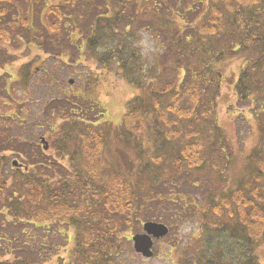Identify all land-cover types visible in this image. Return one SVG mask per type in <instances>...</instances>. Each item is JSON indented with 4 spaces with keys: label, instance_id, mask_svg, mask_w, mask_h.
<instances>
[{
    "label": "trees",
    "instance_id": "16d2710c",
    "mask_svg": "<svg viewBox=\"0 0 264 264\" xmlns=\"http://www.w3.org/2000/svg\"><path fill=\"white\" fill-rule=\"evenodd\" d=\"M144 38L153 46L149 56L142 51ZM72 46L78 59L113 70L139 91L113 130V138L139 164L109 165L104 152L111 129L98 122L100 115L67 99L51 106L59 97L44 93L42 105L48 104V111L43 122L34 123L48 133L47 150L7 131H23L21 105L28 103L39 74L46 94L64 90L57 87L58 69L50 65L67 61ZM21 48H35L45 58L38 72L28 63L19 67L15 80L0 77L1 109L19 113L0 110V264L46 263L59 251L51 239L58 238L60 248L67 246L69 231L66 264H127L121 256L133 252L130 232L155 218L145 211L147 187L161 192L156 184H163L152 167L166 156L142 163V146L150 142L137 137L145 131L156 133L152 147L169 148L167 157L176 171L183 165L205 171L208 165L221 183L229 166L217 164L212 154L224 152L216 107L220 67L226 62L240 64L233 84L236 109L249 110L258 145L234 187L208 193L206 202L187 196L157 202L164 203L165 211L175 207L180 216L189 213L194 219L184 247L169 248L168 254L178 249L176 264H260L264 0H0V68L14 61ZM19 89L21 97L16 96ZM7 119L11 123L5 125ZM9 155L23 165L6 167ZM192 184L197 188L198 183Z\"/></svg>",
    "mask_w": 264,
    "mask_h": 264
},
{
    "label": "rangeland",
    "instance_id": "374dc122",
    "mask_svg": "<svg viewBox=\"0 0 264 264\" xmlns=\"http://www.w3.org/2000/svg\"><path fill=\"white\" fill-rule=\"evenodd\" d=\"M57 1L58 0H53V3ZM70 49L71 51L68 52L70 58L67 61L63 63L56 62L50 65L54 69H58L59 84L57 87L63 88L64 90L59 92L57 88H53V93L50 92L46 94L48 90L45 92V88L41 87L39 74V81L36 80L31 84V92L27 95V99L29 100L28 103L21 105V112L24 115V121L22 122L23 128H21L23 131L17 128H7V131L14 134L13 136L20 135L22 138L25 137L26 140L37 144L40 149L46 151L47 149L43 148L40 139L42 138L46 141L48 133L42 128L39 129L34 122L36 120H41V122H43L45 118L43 113L48 111V104L44 102L45 105H42V100L44 99L43 95L55 97L56 99L59 97L51 106L57 107L62 104L63 100L67 99L68 102H73L80 108H85L88 111L91 110L94 116L100 115L98 122H105L108 124L109 129H111V136L107 139L104 157L109 165L112 166V164L118 163L123 168L122 164L126 161L139 164L138 161L140 159H137L130 149L124 150L123 147L117 143L115 137L113 138V130L120 124L128 102L138 95L139 91L120 79L119 75L113 70L100 68L93 62L87 61L85 58L78 59L75 46H72V48L70 47ZM142 51L147 56L153 51V46H151L150 41L146 38L142 40ZM44 58L45 57L40 55L35 48H30V50L21 48L19 52L13 55L14 61H8L7 64L0 68V77L9 75L15 80L19 67L28 63H31L33 65L32 67L38 72L39 68L43 66L41 59ZM239 68L240 64L238 62L222 63L220 67L223 72V77L219 92L220 95L217 100L216 121L224 136V152L218 153V151H215L212 154V159H214L217 164H227L229 166V170L225 173L221 183L217 175L208 165H206V167L209 169L206 168L205 171H192L187 169L185 165H183L181 171H176L172 159L167 157L166 151L169 152V148L157 150L152 147V136L156 137V133H152L151 136L145 131L143 135L137 137L138 141L143 140L144 142H150V144L146 146L147 148L144 145L142 146V163L147 162L153 164L151 158L158 155H164L166 157L159 162L160 164L152 167L157 174L158 180L160 179L163 183L161 185L159 183L156 184L162 191L158 192L152 190L148 186L147 189H149V192L144 196L145 211L147 214H152L155 218L149 221H142V223L136 227L135 231L130 232L129 237L132 238L135 234H141L142 224L145 222H156L165 225L168 228V234L165 237L153 240V256L151 258L145 259L134 251L130 256L125 250L123 251L124 254L121 256V261L123 260V262H127V264H176L178 249L168 254L169 248L172 246L175 248V244H177L179 249L184 247L182 246V244L185 245L184 239L188 237L189 233L195 228L192 224L194 219L190 218L189 213L180 216L181 213L179 214L175 207H171L169 212L165 211L164 203H158L157 201L166 198L173 199L177 196H187L196 200L204 198L206 202L208 193L218 194L221 191H226L234 187L241 177L247 164L248 155L258 145V131L253 118L250 116L249 110L246 108L240 110L236 109L233 84L236 80ZM69 80H72L71 84ZM17 95L21 97L20 89L17 90L16 96ZM49 97H46V99ZM21 99L23 100L26 98ZM7 109L10 108L7 107L2 110L0 107V110L3 112ZM10 110H12L15 115L19 114L12 107ZM7 121L10 122V119L4 121L5 125ZM14 121H17L15 117ZM28 126L30 127L29 130ZM177 127L179 128L181 126L178 125ZM207 145V140H205L203 147L207 148ZM157 148H159L158 145ZM118 151L120 153H118ZM47 154H50V151H47ZM8 157L9 161L6 167L11 166V168H17L24 163L15 155H9ZM14 161L17 163V166H13L12 163ZM158 172L160 175H158ZM193 182L198 183L197 188L192 184ZM145 185L147 186V184ZM157 193L160 197H157ZM168 217H170V219H168ZM68 234V244L61 248L58 238L51 239L52 245L56 247L59 246L58 255L43 264H66L72 246V231H69ZM128 244L129 248L132 250V242L130 241ZM257 255L259 257V263L264 264V245L258 248Z\"/></svg>",
    "mask_w": 264,
    "mask_h": 264
},
{
    "label": "water",
    "instance_id": "95a60500",
    "mask_svg": "<svg viewBox=\"0 0 264 264\" xmlns=\"http://www.w3.org/2000/svg\"><path fill=\"white\" fill-rule=\"evenodd\" d=\"M72 83V80H69ZM43 148L47 149L48 145L44 139H40ZM13 166H17L14 161ZM168 234V228L160 223L145 222L142 224V233L135 234L131 238L133 251L145 259H149L153 256L152 246L154 239H160Z\"/></svg>",
    "mask_w": 264,
    "mask_h": 264
}]
</instances>
